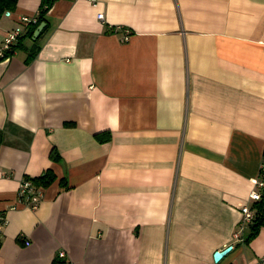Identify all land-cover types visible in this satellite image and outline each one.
<instances>
[{
  "label": "crops",
  "instance_id": "0c3cea01",
  "mask_svg": "<svg viewBox=\"0 0 264 264\" xmlns=\"http://www.w3.org/2000/svg\"><path fill=\"white\" fill-rule=\"evenodd\" d=\"M46 22L0 57V264H264V226L233 235L264 190V0H57Z\"/></svg>",
  "mask_w": 264,
  "mask_h": 264
},
{
  "label": "built area",
  "instance_id": "2783aa9c",
  "mask_svg": "<svg viewBox=\"0 0 264 264\" xmlns=\"http://www.w3.org/2000/svg\"><path fill=\"white\" fill-rule=\"evenodd\" d=\"M7 14H9V11H6ZM97 17L101 20H103V14L98 13ZM36 21V16L28 17V16H22L20 18V22L22 24H31ZM124 35L123 40H127L129 38V29L123 28ZM22 30L19 28L12 29L8 31L5 35V38L2 42V45L0 46V57L6 55V52L10 51L14 45H16L22 36ZM259 185H264L262 182H257ZM43 195V190L39 185H36L33 180L29 179L28 177H22L18 188L16 191V198L19 203L28 206L30 208H37ZM260 192L258 190H252L249 197L253 200H259L260 199ZM241 222L240 227L237 232H234V237L242 240L243 238L240 236L239 231L243 229V227L246 224H249L251 220L253 219L254 212L247 206L243 205L241 208ZM6 223V218L3 215H0V243H1V233H2V227ZM25 243H28L26 240ZM232 246V245H231ZM57 257L62 260V264H70L65 259V252L63 250H59ZM261 262L264 263V256L261 258Z\"/></svg>",
  "mask_w": 264,
  "mask_h": 264
},
{
  "label": "trees",
  "instance_id": "16d2710c",
  "mask_svg": "<svg viewBox=\"0 0 264 264\" xmlns=\"http://www.w3.org/2000/svg\"><path fill=\"white\" fill-rule=\"evenodd\" d=\"M17 1L18 0H0V16L6 11H12L16 7ZM55 1H57V0H40L38 12L36 15V21L30 24V26L27 29V32L21 36V39L25 36L28 37L29 39H32L34 29L42 20L46 21V13L52 7V5L54 4ZM36 40H37V38L32 41L33 44L35 43ZM17 44H19V43H17ZM16 45H14V47ZM33 56H34V52H32V50H31L29 52L27 59H29ZM66 125H71V124L66 123ZM94 136H95L96 140H98L100 142H104V141L109 140L110 132L109 131L96 132ZM50 157L52 159H57L56 152L52 151L50 153ZM262 164H264V153H262ZM259 174L261 177H264V165H262V169L260 170ZM53 179H54V174L50 171H46L43 175L39 176L38 178H36L34 180L36 182H40V183L46 185V184L50 183ZM262 179H264V178H262ZM260 194H261L260 199L254 203L255 212H254L253 219L249 223L251 231H250L249 235L247 236V239H250L253 235H255L257 233V231L262 226H264V190H262Z\"/></svg>",
  "mask_w": 264,
  "mask_h": 264
},
{
  "label": "water",
  "instance_id": "95a60500",
  "mask_svg": "<svg viewBox=\"0 0 264 264\" xmlns=\"http://www.w3.org/2000/svg\"><path fill=\"white\" fill-rule=\"evenodd\" d=\"M47 22L45 20H42L34 29L33 31V35H32V39L35 40L38 35L41 33V31L44 29V27L46 26ZM232 246H227L226 248H224L223 250H216L213 253V259L214 261L219 260L228 250H230Z\"/></svg>",
  "mask_w": 264,
  "mask_h": 264
}]
</instances>
